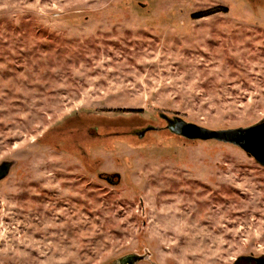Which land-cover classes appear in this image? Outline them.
<instances>
[{
  "label": "rangeland",
  "instance_id": "rangeland-1",
  "mask_svg": "<svg viewBox=\"0 0 264 264\" xmlns=\"http://www.w3.org/2000/svg\"><path fill=\"white\" fill-rule=\"evenodd\" d=\"M162 113L264 118V0H0V264L263 256L264 167Z\"/></svg>",
  "mask_w": 264,
  "mask_h": 264
},
{
  "label": "water",
  "instance_id": "water-1",
  "mask_svg": "<svg viewBox=\"0 0 264 264\" xmlns=\"http://www.w3.org/2000/svg\"><path fill=\"white\" fill-rule=\"evenodd\" d=\"M161 117L166 121V128L177 136L188 140H202L203 142L214 140L238 146L264 167V118L247 126L212 129L188 121L179 115L170 116L162 113ZM12 165L11 162L0 164V181L8 177ZM99 176L114 184H119L121 181V173H101ZM116 177L118 180L114 181ZM137 259L136 257H127L123 262H133ZM244 261L264 264V255L258 257L240 256L233 264H242Z\"/></svg>",
  "mask_w": 264,
  "mask_h": 264
},
{
  "label": "flooded vegetation",
  "instance_id": "flooded-vegetation-1",
  "mask_svg": "<svg viewBox=\"0 0 264 264\" xmlns=\"http://www.w3.org/2000/svg\"><path fill=\"white\" fill-rule=\"evenodd\" d=\"M242 264H256L254 261L252 263L244 261Z\"/></svg>",
  "mask_w": 264,
  "mask_h": 264
},
{
  "label": "trees",
  "instance_id": "trees-1",
  "mask_svg": "<svg viewBox=\"0 0 264 264\" xmlns=\"http://www.w3.org/2000/svg\"><path fill=\"white\" fill-rule=\"evenodd\" d=\"M140 6H141V5H140ZM141 7H142V6H141ZM193 17H195V18H199V17H201V16L198 15V14H194Z\"/></svg>",
  "mask_w": 264,
  "mask_h": 264
}]
</instances>
